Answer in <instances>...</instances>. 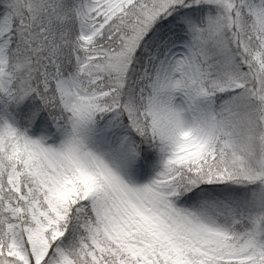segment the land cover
<instances>
[{"label": "snow or ice", "instance_id": "1", "mask_svg": "<svg viewBox=\"0 0 264 264\" xmlns=\"http://www.w3.org/2000/svg\"><path fill=\"white\" fill-rule=\"evenodd\" d=\"M0 264H264V0H0Z\"/></svg>", "mask_w": 264, "mask_h": 264}]
</instances>
